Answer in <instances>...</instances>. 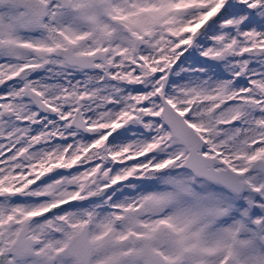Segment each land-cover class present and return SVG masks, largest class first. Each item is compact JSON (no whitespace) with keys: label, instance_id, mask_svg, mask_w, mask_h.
<instances>
[{"label":"snow or ice","instance_id":"6c2138e0","mask_svg":"<svg viewBox=\"0 0 264 264\" xmlns=\"http://www.w3.org/2000/svg\"><path fill=\"white\" fill-rule=\"evenodd\" d=\"M0 264H264V0H0Z\"/></svg>","mask_w":264,"mask_h":264}]
</instances>
